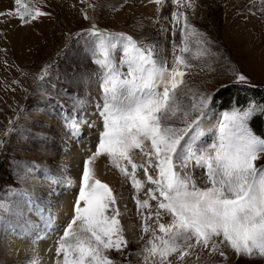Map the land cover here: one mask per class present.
<instances>
[{"label":"snow or ice","instance_id":"6c2138e0","mask_svg":"<svg viewBox=\"0 0 264 264\" xmlns=\"http://www.w3.org/2000/svg\"><path fill=\"white\" fill-rule=\"evenodd\" d=\"M151 2L163 6L165 0ZM171 3L178 8L193 6L191 0ZM260 3L264 5V0ZM15 5L14 11L0 12V17L16 16L28 24L49 15L26 0H15ZM172 21L180 25V42L173 44L171 66L155 45L141 44L132 35L101 31L95 24L81 34L90 37L86 47L98 68L93 75L101 90L96 107L102 131L83 162L72 215L57 239L56 264H116L110 253L123 255L128 247L117 197L94 167L101 157L137 193L142 232L151 233L142 250L144 264H186L197 249L225 261L229 259L225 249L237 258L264 259V132L257 134L251 126L257 119L264 122V105L234 107L208 134L205 121L215 107L214 96L188 95L185 104L181 94L194 66L191 61L210 54L205 47L210 42L183 12H173ZM233 83L251 86L243 73H235ZM78 108L74 104L65 118L64 126L73 136L81 128ZM137 150L143 163L134 159ZM189 165L203 170V186L187 171ZM141 169L145 179L137 175ZM68 183L67 177L55 181L58 188ZM55 194L53 189L51 195ZM30 205L31 200L25 201L24 210L31 211ZM36 211L39 223L28 227L33 243L55 227L51 200ZM165 217L170 222L162 223Z\"/></svg>","mask_w":264,"mask_h":264},{"label":"rangeland","instance_id":"374dc122","mask_svg":"<svg viewBox=\"0 0 264 264\" xmlns=\"http://www.w3.org/2000/svg\"><path fill=\"white\" fill-rule=\"evenodd\" d=\"M26 2L49 15L28 24L16 16L0 17V264H32L37 260V242L31 241L28 227L39 223L36 210L51 200L53 189H61L55 181L62 182L64 177L71 180L64 164L67 148L91 143L89 157L97 146L102 131L96 107L101 102V90L93 74L98 68L86 47L90 37L81 38L93 24L101 31L132 35L141 44L155 45L158 55L171 66L173 44L180 42V25L174 24L172 13L183 12L188 23L210 42L205 45L210 54L191 61L194 66L185 77L181 94L185 104L189 103L188 95L214 96L215 107L205 121L208 134L234 107L264 105V5L260 0H191L190 8H178L171 0H165L163 6L151 0ZM15 8V0H0V12ZM235 73L246 75L251 86L234 84ZM74 104L79 106L78 118L82 126L87 125V134L79 131L73 136L64 126ZM251 126L257 134L264 132V122L259 119ZM87 158L80 163V171H74L78 178ZM99 159L105 174L112 178L110 182L101 180L114 190L128 240L123 255L113 251L110 256L116 264H144L142 250L151 233L142 232V217L134 200L137 193L106 157ZM134 159L144 162L138 150ZM187 171L203 186L202 169L189 165ZM137 175L145 179L142 169ZM75 192L51 249L55 261L57 239L72 215ZM140 196L144 198L143 192ZM27 200H31V211L24 210ZM170 219L165 217L161 222L168 223ZM13 237L30 239V250L22 258L9 248ZM225 252L227 261L197 249L191 258H186V264H264V259L237 258L230 249Z\"/></svg>","mask_w":264,"mask_h":264},{"label":"bare ground","instance_id":"6f19581e","mask_svg":"<svg viewBox=\"0 0 264 264\" xmlns=\"http://www.w3.org/2000/svg\"><path fill=\"white\" fill-rule=\"evenodd\" d=\"M89 118H91V114H89ZM87 126L81 125L80 134H87L84 130H87ZM90 133V132H89ZM94 136V135H93ZM90 139V138H89ZM92 144L80 143L79 145H73L67 148L65 154V168L66 173L70 175V184L67 186L57 190L55 195H51L52 206L54 209V217L53 222L55 227H51L47 230L46 233H43V239L36 241V257L37 264H56L54 253L51 250L54 246L55 237L57 236V232L62 225V221L65 217V211L72 200L73 191L76 190L77 184L79 182L80 177L78 178V174L76 172L80 171V163L83 159L87 158L89 153L87 151L91 149ZM88 149V150H87ZM100 160V159H99ZM103 162L96 161L94 167L97 171L98 177L102 180H106L107 182L112 181V178L109 174H105L103 169ZM71 207V206H70ZM69 208V207H68ZM59 220H58V219ZM38 221V219H37ZM29 237V236H28ZM18 238V237H17ZM13 237L11 244L9 245L10 250L13 254L22 258L27 254L30 250L31 242L29 238L17 239ZM53 253V254H52Z\"/></svg>","mask_w":264,"mask_h":264}]
</instances>
